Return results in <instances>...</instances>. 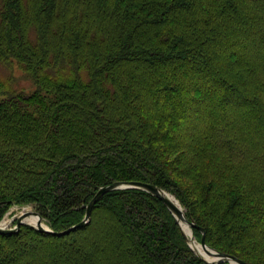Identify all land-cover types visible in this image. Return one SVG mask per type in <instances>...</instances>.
<instances>
[{
	"label": "trees",
	"instance_id": "16d2710c",
	"mask_svg": "<svg viewBox=\"0 0 264 264\" xmlns=\"http://www.w3.org/2000/svg\"><path fill=\"white\" fill-rule=\"evenodd\" d=\"M0 63L32 84L0 79V205L53 214L57 233L104 185L172 194L183 178L176 199L206 244L264 262V0H1ZM101 199L111 230L95 214L65 235L21 225L0 233V264H229L195 252L150 192Z\"/></svg>",
	"mask_w": 264,
	"mask_h": 264
},
{
	"label": "water",
	"instance_id": "95a60500",
	"mask_svg": "<svg viewBox=\"0 0 264 264\" xmlns=\"http://www.w3.org/2000/svg\"><path fill=\"white\" fill-rule=\"evenodd\" d=\"M126 188H137V189L146 190V191L150 192L151 194H153L154 196H156L157 198H159L167 206V208L172 212V214L177 219L184 236L190 242V247L195 252H197L208 263H216L219 261L227 260L230 264H247L245 261H243L242 259H240L234 255L221 253V252H218L215 249L209 247L206 244L205 239H204L203 228L198 227L192 220H189L186 217V215L184 213V209L181 206H177V204H176V202H178L177 199H175L176 202H174L170 197L171 194H169L168 192L164 191L163 189L159 188L158 186H156L154 184L140 182V181H116V182H112L110 184H107V185L100 187L97 190V192L94 194L92 199L89 201V203L86 205L85 215H84L83 219L80 222L70 226L69 228H67L64 231L57 232V233L53 232L48 226H46L42 223L41 217L36 211H27V212L20 214V216H18V218L16 220V225L14 228L10 229V228H5L3 226H0V233L16 232L19 229V227L21 226V224L26 223L25 219L29 215H34L37 218V221L32 226H34L40 232L56 234V235H65V234L69 233L70 231H73L75 229H78V228L86 225L89 222L90 216H91V210H92L94 204L105 193H108V192L113 191V190L126 189ZM183 224L188 226V228L190 229V236L188 234H186V232L184 231ZM192 228H197L201 231L202 236H201L198 244L203 249L205 254L208 257H210L211 259H207L204 255H202L201 252L196 250L195 247L193 246L194 240H192V237H193L192 236V230H191Z\"/></svg>",
	"mask_w": 264,
	"mask_h": 264
},
{
	"label": "rangeland",
	"instance_id": "374dc122",
	"mask_svg": "<svg viewBox=\"0 0 264 264\" xmlns=\"http://www.w3.org/2000/svg\"><path fill=\"white\" fill-rule=\"evenodd\" d=\"M0 2H1V0H0ZM10 74H12V76H13V81L12 82H13L14 88H16L18 90H24V91H30L32 89L31 82L27 78H24L22 70L19 68V66L16 63H13L12 67L10 69L6 68L3 64L0 63V79H6V78L9 77ZM254 81L257 82V81H260V80L257 79V80H254ZM262 91H264V86H262ZM182 157H183V155L181 153L179 154L178 151H176V152L174 151V153L170 155L168 160H169L170 163H172L171 167H172L173 170H175V168L176 169H179V167L181 168ZM172 172H173V174H175L176 171H172ZM175 179L176 180H174L173 183L171 182V184L168 187H169L170 192L172 193L171 195L173 197H175V199H176V196L179 197L180 195H182V192L180 191V188H179V183H183L184 184L187 181L185 179H183V178H180V179L179 178L178 179L175 178ZM131 189H133V188L118 189V191L131 190ZM136 195H131V196H136ZM101 198L97 201V203H95V207L91 210V214H95L92 223L95 221V216L103 217L104 220L102 219V223L100 224L101 225V229L103 231L106 230V229H107V231H109V230H111V228H110L111 226H107L106 225V227H105V224H107V223H105V217H106L105 214L106 213H103V212L102 213L101 212L98 213V212H96L98 210V209H96V207L101 202V200H102ZM136 198H138L140 201H142L144 203H149L148 200L146 198L142 197L141 195H137ZM81 207H82V204L79 205L78 207L74 208L72 213L70 215H68L67 219H64V220H69V223H73L78 218H80L81 217V212H82L80 210ZM25 211L26 212L27 211H35V209H34V207L31 204L8 203V204L0 205V226H4V227L10 228V229L14 228L15 225H16V220H17L18 216H20V214L24 213ZM156 214H157V220L161 224L164 223L165 222V218L167 217V214H165L164 211L163 212L159 211ZM55 218H56L55 215L51 214V216L47 215V217L41 218V221H42V223L44 225L49 227L48 224L54 225L56 223H59L58 221L55 222V220H53ZM64 220H62V221H64ZM25 222L26 223L21 224V225L22 226L23 225H27V226H32L33 225L32 223H29L27 221H25ZM32 227H34V226H32ZM34 229H36V228L34 227ZM191 230H192V236H193V228ZM37 231H39V230H37ZM192 239L195 240L193 237H192ZM197 243H199V242H197ZM235 248H244L243 252L236 251L235 249H232L231 251L234 252V253L240 254L241 256L245 257L246 259H249V254H252L250 252V250L245 248L244 245H242V244L241 245H236ZM239 250H242V249H239ZM111 256H113V254H111L108 257L106 256V257L109 259ZM262 264H264V262Z\"/></svg>",
	"mask_w": 264,
	"mask_h": 264
},
{
	"label": "bare ground",
	"instance_id": "6f19581e",
	"mask_svg": "<svg viewBox=\"0 0 264 264\" xmlns=\"http://www.w3.org/2000/svg\"><path fill=\"white\" fill-rule=\"evenodd\" d=\"M170 197H171V199H172L174 202H176V201H175V197L173 198V196H171V195H170ZM176 204H177V206H180V204H179L178 202H176ZM25 212H26V211H25ZM25 221H27V222H29V223H32V224H35L36 221H37V218H36L34 215H29V216L25 219ZM183 229H184V231L186 232V234H188V235L190 236V229L188 228V226H186V225L183 224ZM192 240H193V239H192ZM193 246L195 247L196 250H198L199 252H201L202 255H204L207 259H211L210 257H208V256L205 254V252L203 251V249H202V248L200 247V245L197 243V240H196V241L194 240V242H193Z\"/></svg>",
	"mask_w": 264,
	"mask_h": 264
},
{
	"label": "built area",
	"instance_id": "2783aa9c",
	"mask_svg": "<svg viewBox=\"0 0 264 264\" xmlns=\"http://www.w3.org/2000/svg\"><path fill=\"white\" fill-rule=\"evenodd\" d=\"M4 227V226H3ZM6 228V227H5Z\"/></svg>",
	"mask_w": 264,
	"mask_h": 264
}]
</instances>
